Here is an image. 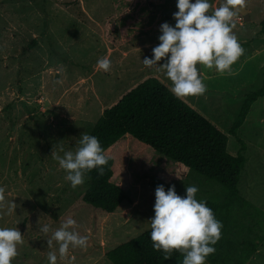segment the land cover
Here are the masks:
<instances>
[{"label":"rangeland","instance_id":"1","mask_svg":"<svg viewBox=\"0 0 264 264\" xmlns=\"http://www.w3.org/2000/svg\"><path fill=\"white\" fill-rule=\"evenodd\" d=\"M222 2L210 0L213 8ZM242 7L251 21L241 26V15L233 18L244 49L236 62L255 51L264 56V0H244ZM177 11L176 0H0V227L17 228L23 236L12 264H47L49 251L57 252V264H111L107 252L151 229L159 185H174L181 196L195 185L198 200H225L221 185L126 140L112 154L115 181L130 202L107 213L83 202L86 176L73 189L52 157L55 145L74 152L81 134L90 135L102 113L143 80L157 74L171 86L163 71L145 68L142 60L152 58L160 26H174ZM104 56L111 61L109 72L96 68ZM261 62L234 63L223 74L197 65L207 89L198 105L228 136L232 155L240 145L229 131L246 95L261 85ZM238 138L247 160L239 196L206 264H264V97L253 103ZM68 217L89 240L86 248L60 258L56 243L47 245L51 231L46 236L40 225L55 230ZM256 242L257 251L250 253L247 244ZM243 249L246 262L239 259Z\"/></svg>","mask_w":264,"mask_h":264},{"label":"clouds","instance_id":"2","mask_svg":"<svg viewBox=\"0 0 264 264\" xmlns=\"http://www.w3.org/2000/svg\"><path fill=\"white\" fill-rule=\"evenodd\" d=\"M243 4L244 0H223L213 8L210 0H176L175 25L165 22L160 26L159 44L152 49V58L142 60L143 65L163 71L171 82L169 91L175 98L203 95L206 88L197 65L215 68L223 74L231 70L244 52L233 33V18ZM162 59H166L163 64L159 63ZM96 68L109 72L110 59L99 58ZM52 157L64 170V178L73 189L83 185L85 175L92 170L103 175L108 163L98 138L85 132L74 152L63 147L57 150L55 145ZM197 192L195 185L186 186L184 196L177 194L174 185L167 190L159 185L155 190L150 239L152 248L162 252L165 260L171 258L173 251H178L183 255L181 264H206L207 258L216 251L214 246L221 238L223 225L206 202L197 199ZM3 193L4 188L0 187V199ZM40 231L46 236L51 231L47 245L52 248L55 242L60 258L67 257L71 249H84L88 245V236L76 230V220L71 217L64 219L55 230L48 224L40 225ZM22 238L17 228L0 227V264H12ZM47 264H57L56 251L48 252Z\"/></svg>","mask_w":264,"mask_h":264},{"label":"trees","instance_id":"3","mask_svg":"<svg viewBox=\"0 0 264 264\" xmlns=\"http://www.w3.org/2000/svg\"><path fill=\"white\" fill-rule=\"evenodd\" d=\"M261 32L264 34V18ZM257 79L260 87L246 95L229 131L240 145L236 155L228 152L229 138L225 133L183 99L175 98L159 79L149 77L139 83L102 113L90 133L98 138L108 163L103 175L96 170L85 175L88 187L83 202L107 213H114L124 202H130L124 185L115 181L112 151L126 140H132L224 187L225 200L205 202L222 223L221 232H225L232 219V206L239 196V178L247 162L243 155L246 145L238 138V130L253 103L264 97V66ZM150 232L151 229L110 250L106 259L111 264H181L180 252L173 251L171 258L165 260L162 252L152 248ZM247 245L250 253L259 247L258 242ZM240 255V262L248 261L244 249Z\"/></svg>","mask_w":264,"mask_h":264},{"label":"crops","instance_id":"4","mask_svg":"<svg viewBox=\"0 0 264 264\" xmlns=\"http://www.w3.org/2000/svg\"><path fill=\"white\" fill-rule=\"evenodd\" d=\"M257 54V55H256ZM258 54H259V51H255V52H253V53H249L246 57H244L242 60H240V61H238V62H235V63H237V64H245L246 62L248 63V62H250V61H253V60H255V62L257 61V60H259V58L261 57V60H262V62H261V66H260V68H259V70H258V73H259V71H260V69L264 66V56H258ZM154 78H157V79H159L162 83H164L168 88H170V85L169 84H167L165 81H163L162 80V78H160V77H162V76H159V75H154L153 76ZM144 81V80H143ZM142 81V82H143ZM138 85V84H137ZM136 85V86H137ZM135 86V87H136ZM134 87V88H135ZM207 90V89H206ZM228 90H230V89H228ZM185 102H187L190 106H192L194 109H196L198 112H200L204 117H206L207 118V116L203 113V111L201 110V108H200V106L198 105V101H199V96H194V97H192L191 99H189V97H185V98H182ZM209 120V119H208ZM215 124V123H214ZM216 125V124H215ZM217 126V125H216ZM234 155H236V154H234Z\"/></svg>","mask_w":264,"mask_h":264},{"label":"water","instance_id":"5","mask_svg":"<svg viewBox=\"0 0 264 264\" xmlns=\"http://www.w3.org/2000/svg\"><path fill=\"white\" fill-rule=\"evenodd\" d=\"M238 13L244 17V20L246 22L251 21V17H250L249 11L247 9H245L244 7H241V9L239 10Z\"/></svg>","mask_w":264,"mask_h":264},{"label":"built area","instance_id":"6","mask_svg":"<svg viewBox=\"0 0 264 264\" xmlns=\"http://www.w3.org/2000/svg\"><path fill=\"white\" fill-rule=\"evenodd\" d=\"M236 22H238L241 26L244 24L245 20L244 17L241 15L236 19Z\"/></svg>","mask_w":264,"mask_h":264}]
</instances>
